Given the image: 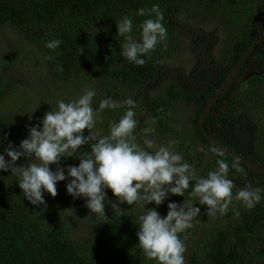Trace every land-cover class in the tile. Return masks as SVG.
Instances as JSON below:
<instances>
[{"label": "trees", "instance_id": "16d2710c", "mask_svg": "<svg viewBox=\"0 0 264 264\" xmlns=\"http://www.w3.org/2000/svg\"><path fill=\"white\" fill-rule=\"evenodd\" d=\"M153 4L160 5L168 36L179 30L177 18L186 11L188 19L204 24L217 22L225 33L220 68L201 71L188 83L173 82L166 89L168 96L160 98L147 93L139 96L137 92L154 84L168 45L160 49L156 46L150 56L144 57L147 63L137 67L120 56L119 42L123 38L117 34L115 23L124 15L131 16L135 35L149 18L138 16L137 10ZM0 25L18 29L43 47L50 71L63 80H99L102 88L96 91L94 109L101 99L111 97L116 101L125 92L131 94L142 107L135 135L150 120L167 135L177 129L173 105L181 102L189 106L193 110L190 132L175 137L176 152L186 161L195 157L199 165L212 161L215 169L217 159L230 165L238 161L242 171L230 168V172L248 175L254 187L264 189L260 186L264 174L216 146L200 128L208 103L250 46L264 34V0H0ZM54 39L62 41L59 48L45 47ZM210 65H215L214 58ZM108 110L117 121L123 115L121 109ZM205 127L227 147L264 166V41L243 64L236 82L215 103ZM12 131L13 123L0 112V139ZM82 147V151H90V145ZM217 152L224 155L217 156ZM76 162L78 166L79 160ZM190 191L191 187L189 201ZM239 204L236 223L211 230L204 239V249L195 250L189 264H264V199L251 210ZM105 213L107 217L91 213L87 237L76 242L54 211L47 222L44 212L31 207L14 190L0 191V264H156L137 246V217L141 214L114 212L106 207Z\"/></svg>", "mask_w": 264, "mask_h": 264}, {"label": "clouds", "instance_id": "9594fccd", "mask_svg": "<svg viewBox=\"0 0 264 264\" xmlns=\"http://www.w3.org/2000/svg\"><path fill=\"white\" fill-rule=\"evenodd\" d=\"M137 15L149 17L139 25V39L132 34L131 16L124 15L115 23L117 34L123 38V42H119L120 56L142 67L147 63L144 57L150 56L158 44L166 42L168 33L162 23L164 15L159 4L140 8ZM61 43L60 39H54L45 47L55 50ZM96 95L94 88H88L78 99L57 100L55 110L45 112L43 118H37L38 123L27 126L28 135L18 147L9 142L0 153V171H11L24 199L31 205L46 207L44 194L55 197L57 183L66 180L67 193L73 199H84L90 213L101 217H107L106 204H110L115 212H123L119 205L132 206L143 201L144 213L137 217V246L146 259L155 260L156 264H185L186 245L180 234L193 227L192 221L201 212L200 207L193 206L195 202L206 205V215L214 218L218 214L226 215L233 199L248 210L264 199L261 194L264 189H253L250 183L233 197L234 183L229 172L230 168L242 171L238 161L230 165L224 159H217L215 170L208 172L206 177H197L193 166L181 153L173 150L174 139L169 140L167 146L147 151L135 135L138 124L136 101L130 96L123 101L108 97L101 99L99 107L94 109L92 104ZM125 107L124 115L118 121L110 122L107 135L93 134L100 112ZM38 108L27 113L30 121ZM85 129L89 133L87 136ZM148 131L154 129H145ZM5 139L6 136L0 139V146ZM143 143L151 149L156 142L146 138ZM85 145H90V151H82ZM216 155L222 157L224 154L217 152ZM22 157L25 162L17 166L16 162ZM71 157L79 160L78 166H61L62 160ZM51 165H56L55 170ZM192 181L196 182L193 184ZM190 187L188 195L195 202H169L166 216H161L157 207L170 196L184 197ZM107 190L111 191L115 202L108 200ZM150 203L156 207L147 208Z\"/></svg>", "mask_w": 264, "mask_h": 264}, {"label": "rangeland", "instance_id": "374dc122", "mask_svg": "<svg viewBox=\"0 0 264 264\" xmlns=\"http://www.w3.org/2000/svg\"><path fill=\"white\" fill-rule=\"evenodd\" d=\"M186 15L187 11L177 18L179 21L177 28L180 27L179 30H174L168 36L166 42L157 45L159 49L163 44L168 45V48L164 50V56L159 61L157 77L150 88H141L137 95L141 96L147 93L152 97H165L168 96L166 89L171 83H188L193 81L201 71L211 70L215 67L220 68L218 62L221 60V49L224 46L222 38L225 37L224 31L220 27L221 25L212 21H206L204 24L193 19L190 20ZM139 33L140 31L134 35L137 39H139ZM198 36L201 38L199 39ZM170 37L175 38L172 41L169 39ZM213 58L215 61L214 66L210 65ZM112 80H114L113 77ZM88 88H94L97 91L102 88V84L99 80L94 81L90 78L74 79L69 82L63 80L50 71L48 54L43 47L38 45L37 42L27 39L18 29L8 25H0V112L13 123V131L4 140V144L0 146V153L3 152V148L7 147L9 142H13L18 147L20 142L28 135L27 126L38 123L37 118H43L45 112L56 109L57 100L69 102L78 99ZM119 94H121V90ZM129 96L134 100L131 94L125 92L119 95L116 101H123ZM137 105H139L140 109H135L136 113H138L135 119L138 121L139 116L142 114V107L139 103ZM173 106L176 111L177 129L166 135L154 121L150 120L145 127L139 129L136 135L137 142L141 147H144L147 151H155L160 146H167L169 140H175V137L179 138L185 135L186 132H190L192 108L181 102H176ZM37 107L39 108L33 113L30 121L27 113ZM120 109L123 110L124 115L127 108ZM112 121L117 120L108 109L100 112L96 127L92 130L93 134L107 135L110 122ZM145 129H154V131L145 132ZM84 135H89L87 129L84 130ZM146 138L156 142L154 148L149 149L144 145L143 141ZM173 150L176 151L175 147ZM205 158L206 154L203 156V161ZM76 160L75 157L62 160L61 166L66 168L69 165H76ZM24 162L22 157L16 163L19 166ZM187 162L193 166L194 174L197 177H206L208 172L215 170L212 161H204V165H199L198 159L192 157V160ZM50 167L55 170L56 165H51ZM229 178L234 183L233 197L247 183H250L253 189L259 188V185L254 187L253 183L248 181V175H235L229 172ZM67 182L66 180L57 183V195L55 197L48 193L44 194L46 207L44 205L36 207L31 205L26 199L25 201L31 207L33 206L44 212L47 222H50L49 213L54 211L60 220V224L69 232V236L74 241L81 242L89 233L91 213L85 206L84 199H73L67 193L65 187ZM260 186H264V182ZM11 190H14L19 197L24 198L22 190L18 187L17 178L12 175L11 171H0V191ZM187 192L188 190H186L184 197L170 196L169 199L157 207V211L161 216H166L169 202H177L178 204L184 200L187 203L195 202L194 200H188ZM107 195L109 201L115 202V197L110 190H107ZM106 203L108 202L106 201ZM143 203V201H138L132 206L126 203L119 206L123 212L132 215L143 214ZM193 206L200 207L201 212L192 221L193 227L180 234V238L186 245V252L184 253L185 264H189L190 257L195 250L204 249V239L211 230L218 226L233 225L240 216V204L235 199H233V203L230 205L226 215L221 216L218 214L214 218L206 215V205H200L197 201ZM105 207L114 211L110 204H106ZM146 207L156 206L150 203ZM236 212L239 213L238 216Z\"/></svg>", "mask_w": 264, "mask_h": 264}, {"label": "water", "instance_id": "95a60500", "mask_svg": "<svg viewBox=\"0 0 264 264\" xmlns=\"http://www.w3.org/2000/svg\"><path fill=\"white\" fill-rule=\"evenodd\" d=\"M264 41V34L262 36H260L258 39L255 40V42L250 46V48L246 51V53L242 56V58L240 59V61L235 65V67L232 69V71L230 72L228 78L222 83L221 87L219 88V90L217 91V93L213 96V98L211 99V101L208 103L207 107L205 108V110L203 111L201 118H200V128L201 131L203 132V134L210 140L212 141L214 144H216V146H218L219 148L223 149L224 151L228 152L229 154H231L232 156L236 157L237 159H239V161H241L243 164H245L246 166H248L251 169H255L258 172L264 174V166L259 165L257 162L250 160L242 155H240L238 152L232 150L231 148L227 147L226 145H224L222 142H220L218 139H216L212 134H210L206 127H205V122L206 119L209 115V113L211 112L213 106L215 105V103L218 101V99L226 92L228 91L229 88L232 87V85L236 82V75L240 72L243 64L247 61L248 57L250 56V54L253 52V50L255 49V47L260 43Z\"/></svg>", "mask_w": 264, "mask_h": 264}]
</instances>
